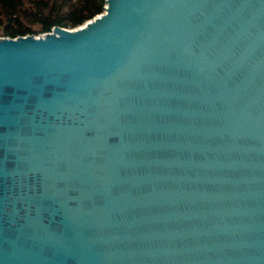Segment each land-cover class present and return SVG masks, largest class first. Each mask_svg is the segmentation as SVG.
<instances>
[{"label": "water", "instance_id": "obj_1", "mask_svg": "<svg viewBox=\"0 0 264 264\" xmlns=\"http://www.w3.org/2000/svg\"><path fill=\"white\" fill-rule=\"evenodd\" d=\"M0 264H264V0L0 38Z\"/></svg>", "mask_w": 264, "mask_h": 264}, {"label": "trees", "instance_id": "obj_2", "mask_svg": "<svg viewBox=\"0 0 264 264\" xmlns=\"http://www.w3.org/2000/svg\"><path fill=\"white\" fill-rule=\"evenodd\" d=\"M106 0H0V38L74 29L105 11Z\"/></svg>", "mask_w": 264, "mask_h": 264}, {"label": "rangeland", "instance_id": "obj_3", "mask_svg": "<svg viewBox=\"0 0 264 264\" xmlns=\"http://www.w3.org/2000/svg\"><path fill=\"white\" fill-rule=\"evenodd\" d=\"M78 28V27H77ZM74 29H76V28H74ZM72 30V29H71Z\"/></svg>", "mask_w": 264, "mask_h": 264}]
</instances>
